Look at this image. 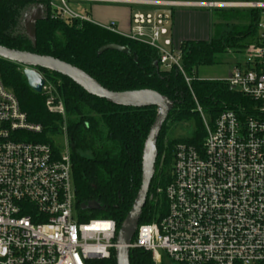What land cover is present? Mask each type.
I'll return each mask as SVG.
<instances>
[{
	"label": "built area",
	"instance_id": "built-area-1",
	"mask_svg": "<svg viewBox=\"0 0 264 264\" xmlns=\"http://www.w3.org/2000/svg\"><path fill=\"white\" fill-rule=\"evenodd\" d=\"M58 3H57V2ZM51 0L61 18L92 22ZM139 4L130 31L114 22L100 25L158 52L166 69L180 64L181 51L170 31L177 7L258 9L259 35L222 81L250 100L239 113L224 110L209 121L197 105L204 137L200 147L175 145L165 214L137 225L129 249L149 253L155 264H264V0H94ZM56 2V3H55ZM142 4V5H141ZM49 111L63 115L49 87ZM41 127L27 121L13 92L0 79V264H92L108 259L116 247L117 227L110 219L81 220L75 204L69 149L54 152L47 143L26 138ZM61 143V144H62Z\"/></svg>",
	"mask_w": 264,
	"mask_h": 264
},
{
	"label": "trees",
	"instance_id": "trees-1",
	"mask_svg": "<svg viewBox=\"0 0 264 264\" xmlns=\"http://www.w3.org/2000/svg\"><path fill=\"white\" fill-rule=\"evenodd\" d=\"M51 0H0V45L51 56L90 75L104 88L114 91L150 90L166 96L172 103L167 118L194 119L195 130L189 139H170L164 145V124L157 138V158L139 224L162 217L166 211L165 188L171 179L174 148L185 142L200 147L205 131L198 105L209 121L224 110L239 113L248 109L250 100L222 80H204L196 76L201 65L213 64L228 51H240L258 38V9L246 14L233 11L221 15L215 32L208 39L186 40L179 46L178 68H164L158 52L151 46L107 30L89 21L61 18ZM37 7L41 14L34 19L33 36L20 22ZM241 16L245 23H230ZM224 25L229 28L222 32ZM248 38V39H247ZM247 40V41H246ZM21 65L0 58V79L15 95L27 121L41 127L26 138L60 149L56 138L67 140L75 204L81 220L110 219L118 229L137 195L141 180L142 148L156 116L155 107L133 108L113 104L93 96L68 77L36 68L55 101L63 106V115L46 107L48 95L34 92L27 84ZM167 120V119H166ZM155 201L149 195L155 190ZM92 264H116L114 251L108 259ZM129 264H155L148 252L129 250Z\"/></svg>",
	"mask_w": 264,
	"mask_h": 264
},
{
	"label": "water",
	"instance_id": "water-1",
	"mask_svg": "<svg viewBox=\"0 0 264 264\" xmlns=\"http://www.w3.org/2000/svg\"><path fill=\"white\" fill-rule=\"evenodd\" d=\"M0 58L24 67L22 70L23 76L28 86L36 93H40L45 85V79L36 69L41 68L68 77L93 96L103 98L113 104L133 108H156V116L149 128L142 148L140 186L129 212L116 233L115 263L129 264V244L139 223L141 211L146 202L149 186L154 175L157 158V138L168 117L172 105L171 101L166 96L150 90L110 91L101 86L83 70L51 56L10 49L0 45Z\"/></svg>",
	"mask_w": 264,
	"mask_h": 264
},
{
	"label": "rangeland",
	"instance_id": "rangeland-1",
	"mask_svg": "<svg viewBox=\"0 0 264 264\" xmlns=\"http://www.w3.org/2000/svg\"><path fill=\"white\" fill-rule=\"evenodd\" d=\"M144 1V0H139ZM202 1H216L218 2H228V1H220V0H202ZM250 1H256V0H250ZM57 2V1H56ZM55 2V3H56ZM58 3V2H57ZM67 7L71 9L72 11L78 13V14H89L90 7L95 6H107L111 8L116 7H125L131 10V13L138 10L146 9L145 6H140L139 4H120V3H113V2H99L94 0H66L65 1ZM142 5V4H141ZM204 8V7H202ZM196 9V8H195ZM248 8L241 7L237 9L229 8L227 6H220L207 8L211 14V20L213 22V28L212 33L215 32V24L217 22L221 21V15L226 13H233V11H241L240 14H246ZM41 14L40 8L37 7L34 9L31 13L28 15L22 16L20 22L23 23L25 26V32L29 37L33 36V21L35 18L39 17ZM230 23H245V20L241 18V16L236 17L235 19L231 20ZM229 28L228 25H224L222 32L225 33L226 30ZM248 39V38H247ZM247 41V40H246ZM243 58V50L240 51H228L225 54L219 55L215 62L210 65H201L196 69V76L199 79L204 80H223L228 76V73L233 69V67L236 65V63L240 62ZM48 87V86H47ZM50 89V88H49ZM195 130L194 125V119H177L174 118H167L164 128H163V134H162V142L165 145L166 142L170 139H189L192 137ZM64 135L62 133V136L59 135L56 139L59 140V146L60 148L63 147L62 139H64ZM62 143V144H61ZM159 192L158 190H155L153 193H151L148 197L149 203H153L155 201L154 193ZM160 264H176L169 259L163 257L162 262Z\"/></svg>",
	"mask_w": 264,
	"mask_h": 264
},
{
	"label": "crops",
	"instance_id": "crops-1",
	"mask_svg": "<svg viewBox=\"0 0 264 264\" xmlns=\"http://www.w3.org/2000/svg\"><path fill=\"white\" fill-rule=\"evenodd\" d=\"M220 1L243 2L250 0ZM143 10H147V8ZM87 15L92 22L99 25H106L110 22H114L116 29L122 34H127L130 31L131 10H129L128 8L92 6L90 7L89 14ZM212 28L213 22L211 20V14L209 10H207V8L195 9L187 7H177L171 10V38L174 45L177 47H179L180 44L186 40L208 39L210 36H212Z\"/></svg>",
	"mask_w": 264,
	"mask_h": 264
}]
</instances>
